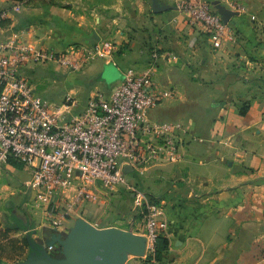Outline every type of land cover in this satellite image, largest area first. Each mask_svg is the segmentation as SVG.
Returning a JSON list of instances; mask_svg holds the SVG:
<instances>
[{
	"label": "crops",
	"instance_id": "1",
	"mask_svg": "<svg viewBox=\"0 0 264 264\" xmlns=\"http://www.w3.org/2000/svg\"><path fill=\"white\" fill-rule=\"evenodd\" d=\"M159 1L176 6V0ZM218 1L238 12L229 22L234 32L218 41L203 26L190 25L178 8L154 13L152 0H26L0 26L1 38L16 37L55 51L111 45L110 57L95 58L83 69L101 75L113 61L121 77L106 84L108 93L127 67L156 62V87L168 96L150 115L189 126L183 157L152 168L145 178L131 171L128 179H141L164 207L170 247L163 264H264V87L250 81L264 78V46L257 43L264 36V0ZM39 65L30 63L24 72L34 76ZM244 104L249 110L242 114ZM7 167L16 168L12 162ZM22 167L25 180L29 171ZM7 187L3 183L1 189ZM125 191L119 187L108 200L89 203L61 228L39 224L22 206L14 208L0 228L19 223L21 229L7 231L10 236L2 243L26 236L27 260L36 254L32 246L46 245L53 235L66 236L79 218L102 216L109 199ZM52 251L61 255L58 245ZM126 264L148 263L141 258Z\"/></svg>",
	"mask_w": 264,
	"mask_h": 264
},
{
	"label": "built area",
	"instance_id": "2",
	"mask_svg": "<svg viewBox=\"0 0 264 264\" xmlns=\"http://www.w3.org/2000/svg\"><path fill=\"white\" fill-rule=\"evenodd\" d=\"M176 7L190 25L203 26L216 41L234 32L209 0H176ZM23 8L22 1L0 7V26ZM111 49L97 46L84 61L91 55L108 56ZM74 54L0 37V180L11 160L25 166L29 176L23 182V209L32 202L54 228L82 214L86 204H100L119 187L126 188L132 210L143 215L145 258L148 264H162L156 241L168 231L163 205L130 182L125 168L145 176L152 168L180 162L189 126L152 119L151 111L168 96L156 87L155 61L127 67L109 93L93 91L83 102L72 90L57 103L38 94L24 68L47 61L76 68L81 63Z\"/></svg>",
	"mask_w": 264,
	"mask_h": 264
},
{
	"label": "rangeland",
	"instance_id": "3",
	"mask_svg": "<svg viewBox=\"0 0 264 264\" xmlns=\"http://www.w3.org/2000/svg\"><path fill=\"white\" fill-rule=\"evenodd\" d=\"M9 1H11V3H7L8 5L1 3L0 7L10 8L12 7V5L16 3V0H9ZM19 1H22L24 5H26V0L24 1L19 0ZM227 36L228 35H226V37ZM257 43L261 46L262 45L264 46V36L263 35L262 37H260V40ZM97 46L98 44L95 45L94 48L92 47L87 48L86 46H81L79 48L76 45L71 49L77 52V54H74L76 56H74L75 58L73 59H78L80 61H77V62L81 63V66H78L76 68L72 66L60 65L52 61L51 62L47 61L43 63V65L42 64L39 65L40 67L35 71V73H33L34 76L33 75L30 76L28 74V76L30 77V80L33 82V86L35 87L36 92L38 94L43 95L47 99H49L51 102L57 103L58 101L63 99V97H65L67 92L71 90L76 94L78 100L82 102L85 101V99L93 91H106L107 83H105L103 80H100L99 71H96L95 73H91L89 75L83 73V69L86 68V65L91 60L101 57L98 55H95V56L91 55L87 59L86 62L84 61L85 57L89 55L91 49L96 50ZM103 46H100V47H103ZM62 52H66V51H62ZM79 56H81V58H78ZM108 56H105V58ZM245 63L246 62L244 61V64ZM44 66L51 67V68L44 69L43 68ZM258 76L253 77V78L251 77L252 79H250V81L252 80L253 82L258 83V85H260L259 88L264 87V83H263L264 78L262 77V75H258ZM221 99L222 97H219L218 95L216 100L219 102ZM218 106L219 105H217L215 108H217ZM180 121H183V120H180ZM192 139H195V138L192 137ZM12 164L16 168L15 169H10L8 167L4 168L3 177H2V180L0 181V196H1L0 197V225L2 224L3 220L5 221L4 217L6 215L9 216L10 211H12L14 208H17L19 206L23 207V205L26 203L25 193H24L25 188L23 184L25 173L22 169L23 167L19 164H14V163ZM140 177L145 178L147 177V175L140 176ZM134 182H136L138 186L148 191V189H146L147 185L143 184L141 179L139 180L136 178V181ZM3 183L8 184V187L1 189ZM124 190H126L125 194L119 195L117 197H112L111 199H109L110 200L109 207L107 211L103 213L102 216H99L98 218L91 216V218L89 217L91 219L89 220V222L91 224H93L94 222L98 223V225H95V226L99 228L120 226V227H123L122 229L132 231L137 236L139 234L142 235L143 232L141 228L144 224L143 215L137 214L134 211H132L131 207H132L133 200L130 199L129 191H127V189L125 188ZM149 193L151 194L154 200L156 201L158 200L157 197L153 193L151 192ZM88 204H86V206ZM32 206H34V204L30 202L27 209H29L34 214V216H36L39 224L44 222V218H43L41 210L37 208H33ZM8 236H10V234H8ZM7 241L4 243L2 242L0 243V258L5 260L4 263L2 264H22L23 262H25L26 261V250L19 249L18 247L14 246V244L7 242ZM52 254H55V251H52ZM125 255L127 256V260L130 262L136 259H141V258L147 259L145 258V254L143 256H136L130 253H126ZM127 260H126V263L128 262Z\"/></svg>",
	"mask_w": 264,
	"mask_h": 264
},
{
	"label": "water",
	"instance_id": "4",
	"mask_svg": "<svg viewBox=\"0 0 264 264\" xmlns=\"http://www.w3.org/2000/svg\"><path fill=\"white\" fill-rule=\"evenodd\" d=\"M213 5L225 23H229L233 16L238 15V12L218 0ZM175 8L177 7L172 4L152 0V11L156 14ZM100 76L111 85L121 77V71L111 61L105 64ZM125 171L130 173L131 169L126 167ZM56 245L61 249L60 256L52 254L49 249ZM32 247L36 251L35 256H30L22 264H124L127 260L126 253L136 256L145 254L146 238L119 227L99 228L79 218L66 236L53 235L46 245Z\"/></svg>",
	"mask_w": 264,
	"mask_h": 264
},
{
	"label": "trees",
	"instance_id": "5",
	"mask_svg": "<svg viewBox=\"0 0 264 264\" xmlns=\"http://www.w3.org/2000/svg\"><path fill=\"white\" fill-rule=\"evenodd\" d=\"M19 1V0H16ZM6 21L2 22L1 24L5 23ZM264 83V82H263ZM240 112L242 114L246 113L249 110V104H244L240 107ZM211 108L208 109L207 112H210ZM10 162L14 163V164H19L22 166V164L17 163L13 160H11ZM1 226V225H0ZM19 229H21V225H19V223H14L13 226H11L8 230H4L2 231L0 228V243L2 242L3 239H7L8 238V232L7 231H18ZM2 238V239H1ZM12 244H14V246L18 247L19 249H23L26 250V236H23L20 239L17 238H10V240L8 241ZM21 243V244H20ZM170 247V241L167 238L166 235L160 234L157 238L156 241V258L163 264V260L165 259V255L168 252ZM145 261L148 263L149 260L145 259Z\"/></svg>",
	"mask_w": 264,
	"mask_h": 264
}]
</instances>
